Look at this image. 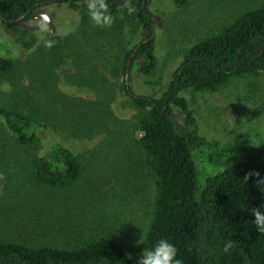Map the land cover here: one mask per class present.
<instances>
[{
  "label": "rangeland",
  "instance_id": "1",
  "mask_svg": "<svg viewBox=\"0 0 264 264\" xmlns=\"http://www.w3.org/2000/svg\"><path fill=\"white\" fill-rule=\"evenodd\" d=\"M262 1L190 0L180 10L171 0H149L158 69L142 75L139 56L130 70L134 91L160 97L188 48ZM133 7L126 0L111 26L103 27L91 20L87 3L43 6L17 24L0 20V57L13 64L10 75L0 78V103L14 106L28 97L20 110L47 125L38 130L39 142L19 149L0 118V241L76 244L108 237L137 264L148 248L155 178L135 145L137 112L122 89L125 57L148 35ZM183 96L208 140L220 147H264V74ZM173 112L184 125L181 109ZM55 140L76 154L83 169L64 192L34 183L26 165L27 152L42 154ZM24 184V191L35 190L28 198Z\"/></svg>",
  "mask_w": 264,
  "mask_h": 264
},
{
  "label": "trees",
  "instance_id": "2",
  "mask_svg": "<svg viewBox=\"0 0 264 264\" xmlns=\"http://www.w3.org/2000/svg\"><path fill=\"white\" fill-rule=\"evenodd\" d=\"M125 1L105 0L112 17ZM171 1L181 10L190 0ZM72 3L86 0H0V20L17 24L31 20L43 6ZM131 3L138 23L148 32L126 55L122 81L137 112L135 145L155 178L154 215L145 235L148 248L166 238L183 264H264V232L257 230L253 215L254 209L264 212V147L250 143L220 147L208 140L183 96L189 90L216 91L237 78L264 74V1L188 48L160 97L138 94L130 83V70L139 56L142 75L153 76L158 69L149 0ZM12 70V61L0 57V78ZM29 100L19 98L14 106L0 103L11 145L19 149L34 146L40 141L38 130L47 127L20 110ZM173 107L184 113V125L174 119ZM27 153L30 180L47 189L64 192L82 175L79 158L59 141L51 142L42 154ZM28 187L21 186L25 198L35 193L24 191ZM226 242L232 243L228 252L223 251ZM0 264L137 263L115 239L96 236L76 244L0 241Z\"/></svg>",
  "mask_w": 264,
  "mask_h": 264
},
{
  "label": "clouds",
  "instance_id": "3",
  "mask_svg": "<svg viewBox=\"0 0 264 264\" xmlns=\"http://www.w3.org/2000/svg\"><path fill=\"white\" fill-rule=\"evenodd\" d=\"M88 13L91 20L98 26H111L113 17L108 11L105 0H86ZM129 13L133 9H128ZM46 47H52V41H45ZM255 225L258 231L264 232V212L253 210ZM232 247L231 242H226L223 251L228 252ZM138 264H183L177 257V249L168 239L157 240L151 248H145L138 259Z\"/></svg>",
  "mask_w": 264,
  "mask_h": 264
},
{
  "label": "flooded vegetation",
  "instance_id": "4",
  "mask_svg": "<svg viewBox=\"0 0 264 264\" xmlns=\"http://www.w3.org/2000/svg\"><path fill=\"white\" fill-rule=\"evenodd\" d=\"M143 61V60H142ZM142 64V63H141Z\"/></svg>",
  "mask_w": 264,
  "mask_h": 264
}]
</instances>
